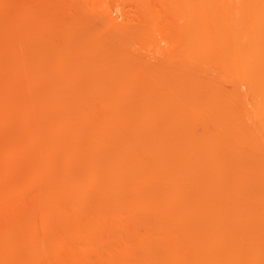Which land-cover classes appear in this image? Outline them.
<instances>
[{
  "label": "bare ground",
  "instance_id": "1",
  "mask_svg": "<svg viewBox=\"0 0 264 264\" xmlns=\"http://www.w3.org/2000/svg\"><path fill=\"white\" fill-rule=\"evenodd\" d=\"M130 1L137 13L126 21L120 10L121 24L104 14L99 25L85 29L76 16L78 32L71 31L78 34L61 32L66 38L59 46H49L54 29L45 24L61 3L50 5L53 19L47 9L50 17L44 9L32 12L25 1L0 4L10 9L0 19V35L18 34L14 41L10 33V60L1 65L2 118L17 116L19 137L26 121L34 120L44 143L36 145L38 138L36 146L28 144L36 141L33 127L25 149L19 139L16 148L7 143L0 153L2 175L11 172L6 160L20 156L26 145L27 153L39 157L21 173L19 190L12 186L4 194L51 179L33 207L26 205L28 212L21 207L30 218L20 216L21 222L28 219L29 235L15 232L18 218H11L16 228L0 233V264H42V243L56 231L51 224L62 231L74 219L78 227H67L65 238L60 232L48 246L55 254L75 240L77 245L53 263L84 264L95 255L94 264H264V0ZM163 14L176 19L170 35ZM30 32L36 47L40 42L47 49L42 52L38 43L42 54L34 48L35 64L24 53ZM153 54L162 59L159 65L147 59ZM12 81L22 82L23 91L14 103L6 94ZM15 167L14 175L22 164ZM62 190L67 194L60 199ZM21 222L22 233L28 226L22 230Z\"/></svg>",
  "mask_w": 264,
  "mask_h": 264
},
{
  "label": "rangeland",
  "instance_id": "2",
  "mask_svg": "<svg viewBox=\"0 0 264 264\" xmlns=\"http://www.w3.org/2000/svg\"><path fill=\"white\" fill-rule=\"evenodd\" d=\"M2 0H0V2H1ZM4 1V0H3ZM2 1V2H3ZM10 1V2H9ZM16 1H18V2H16ZM23 1H25V2H27L26 0H7V2H9V4H12V2L14 3V4H21ZM54 1H55V3L56 4H54ZM57 1V2H56ZM0 3V4H5V2H3V3ZM6 2V4H8ZM25 2H23V3H25ZM51 1H49V0H30V1H28L27 3L29 4V8L30 9H32V12H35V13H37V12H42V11H44V13L46 14V16H48L47 15V13L46 12H48L49 11V13L51 12V17L50 16H48V17H50L49 19H53L54 18V15L57 13L58 15V17H59V19L58 20H56V18H57V16L55 17V19H53L52 21H49V22H51V23H46L45 25H47L48 24V26H50V27H48L49 29L51 28V30L50 31H52L53 29L55 30V28L54 27H56L57 25H59V26H57V27H59V30H55L56 32H54V30L52 31L53 33L50 35V36H48L49 38L48 39H50L49 40V42H48V39H47V41H45V43H46V45H49L50 44V42H51V44L49 45V46H51V45H61L62 44V42H61V40H63L64 38H66L65 36H63V38H62V35L65 33V35L66 36H68V38H70V37H73V36H76L77 34L74 32V28H73V25L75 24L74 22L76 21V20H78L77 18H75L76 16L80 19V21H82L81 19H86L85 21L83 20L82 22H85L84 24L82 23L81 24V22L80 21H78L80 24H79V26H80V28H82V26H83V28H89V26H96V22H97V19H99V18H103V16H105L106 14H109L112 18H115V19H117L116 21L117 22H119L118 24H121V23H123V22H121V20L123 19V18H121V11H123V12H125V15L127 16L126 18H127V20L126 21H128V18H133V16H135L136 15V13H137V11H136V9H135V6H134V4H133V2H131L130 0H78V1H75V0H52V2H53V4H51L50 3ZM22 3V4H23ZM49 3V4H48ZM58 3H61V6H60V9H59V7H56V8H58L57 10L58 11H56V9H55V7H53L54 5L55 6H59V5H57ZM5 4V5H6ZM5 5H3V7L5 6ZM49 5V6H48ZM50 5H53V6H50ZM7 6V5H6ZM5 6V9H3L2 8V6L0 7V9H1V11H0V19H2V17H3V15H5V13H4V11L6 12L8 9H9V7H8V9H7V7ZM9 6V5H8ZM52 7L54 8V9H52ZM119 8V9H118ZM121 8H123V9H121ZM41 9H44V10H42L41 11ZM48 11H47V10ZM52 9V10H51ZM10 10V9H9ZM8 10V11H9ZM51 10V11H50ZM121 10V11H120ZM46 11V12H45ZM54 11H56V13L54 12ZM81 11V12H80ZM54 12V13H53ZM119 12V13H118ZM4 13V14H3ZM44 13H43V15H44ZM52 13H53V15H52ZM79 13H82V15H84L86 18H84V16L82 17V18H80L82 15L81 14H79ZM127 13V14H126ZM75 14V15H74ZM101 14H102V16H101ZM105 14V15H104ZM135 14V15H134ZM166 14V13H165ZM165 14H163L164 15V20H163V27L165 26L167 29H168V31H167V34L168 35H170V33L172 32V28H174L175 26H174V24L176 25V22H175V20H174V18L173 17H171L172 15H169V14H167V16L165 15ZM33 15H34V13H33ZM99 15V16H98ZM109 15H106V16H109ZM52 16H53V18H52ZM80 16V17H79ZM98 16V17H97ZM117 16V17H116ZM47 17V18H48ZM72 17V19H70ZM74 17V18H73ZM46 18V17H45ZM76 19V20H75ZM101 19L100 20H98L99 21V23H100V21H101ZM34 20V19H33ZM60 20V21H59ZM72 20L74 21V22H72ZM88 20V21H87ZM93 20V21H92ZM94 20H95V22H94ZM47 21V20H46ZM45 21V22H46ZM57 22L58 24H52V23H54V22ZM86 21H87V23L89 24L88 25V27H87V23H86ZM91 21V22H90ZM77 22V23H78ZM71 23H73V24H71ZM93 23H94V25H93ZM99 23L97 22V24L99 25ZM86 24V26L84 27V25ZM90 24H92V25H90ZM33 25V24H32ZM34 25H35V22H34ZM52 25H53V29H52ZM72 25V26H71ZM97 25V26H98ZM174 26V27H173ZM44 27L45 26H43V29H44ZM71 27H72V29H74V30H72L73 31V33H75L73 36H72V31H71ZM74 27H75V25H74ZM33 28V27H32ZM32 28H30L32 31L34 30V29H32ZM35 28V27H34ZM70 28V30H68ZM30 29H29V31H30ZM36 29V28H35ZM47 29V28H46ZM49 29H47V31H49ZM45 30V29H44ZM43 30V31H44ZM35 31V30H34ZM49 31V32H50ZM76 31V30H75ZM46 32V31H45ZM61 32L63 33V34H61ZM71 32V33H70ZM76 32H78V31H76ZM11 33V36H12V38H13V40H14V38H15V36H17L18 34L16 33V34H14L15 33V31H14V33L12 34V32H10ZM10 33H9V35H7V37L6 36H4L3 37V35H0L1 37V39H0V51H1V53H0V66L1 65H3L4 63H5V61L6 62H8V60H10V57H9V52H10V48H8L7 46H10L13 42H11V44H9L10 43V41L12 40V38H11V36H10ZM44 32H42V34H43ZM48 33V32H47ZM31 34H32V37H31ZM71 34V35H70ZM80 34V33H79ZM14 35V36H13ZM30 37H31V44L29 43V46L25 49L26 50V52H24V53H26V55L25 56H27V58L29 59V62H32V63H34L35 64V62L37 61V60H35V57H36V54L39 52V50L41 49H44L45 50V48H44V46H43V43H41L42 44V46H40L41 44H40V42H38L40 45V49L39 48H37L38 47V43H37V47H36V44H35V41H36V39H34L33 37H35L34 35H36L34 32H30ZM47 35V34H46ZM10 36V37H9ZM44 38V37H43ZM11 39V40H10ZM44 39H46V38H44ZM44 39H42L43 41H44ZM163 40V38H162V36H160V40ZM7 40V41H6ZM8 40H9V42H8ZM30 40V39H29ZM35 40V41H34ZM38 40V39H37ZM52 40V41H51ZM161 40V41H162ZM15 41V40H14ZM39 41V40H38ZM47 42L49 43V44H47ZM56 42V43H55ZM61 42V43H60ZM45 43H44V45H45ZM163 44L162 45H164V47H166V44L164 43V42H162ZM6 44H8V45H6ZM30 45H31V47H30ZM30 47V48H29ZM43 47V48H42ZM46 47V46H45ZM7 48V49H6ZM34 48H36L37 50H38V52L36 53V50L34 49ZM48 48V47H47ZM3 49H5V51L3 50ZM31 49V50H30ZM170 49V51L172 52L173 51V48L172 47H170L169 48ZM6 50L8 51L9 50V52H6ZM40 50V51H41ZM4 51V52H3ZM35 51V52H34ZM46 52H47V49L45 50ZM3 52V53H2ZM42 52H43V50H42ZM42 52H39V53H41L42 54ZM45 52V53H46ZM7 53V54H6ZM31 53V54H30ZM34 53H36L34 56H33V54ZM29 54V55H28ZM46 54H48V53H46ZM5 55V56H4ZM8 55V56H7ZM4 56V57H3ZM38 56H40V54H38ZM151 58H150V57ZM149 56H147V59L149 60V62L151 61V63L152 64H154V65H159V63H161L162 62V59H160L159 61H157L158 60V58H160L158 55H156V58H157V60H156V58H154L155 57V55L153 54V56L152 55H149ZM6 57H9V59H5ZM34 57V58H33ZM153 57V58H152ZM3 58V60L1 61V59ZM38 58H41V60H42V57L40 56V57H38ZM44 58V57H43ZM52 58V57H51ZM150 58V59H149ZM33 59V61H31ZM44 59H46V58H44ZM44 59H43V61H44ZM153 59H155V60H153ZM39 60V59H38ZM50 60V59H49ZM155 61H157V62H155ZM179 61V60H178ZM46 63H48V61H47V59H46V61H45ZM44 62V63H45ZM158 63V64H157ZM174 63L176 64L177 62H176V60L174 59ZM173 62H172V64H174ZM6 64V63H5ZM4 64V65H5ZM38 64V63H37ZM41 64H43L42 62H41ZM172 64H170V65H172ZM174 64V66L173 67H177V65H175ZM3 65V66H4ZM44 65V64H43ZM170 65H168V67L170 66ZM180 65V63L178 62V66ZM38 66H40V65H37V68H38ZM45 66V65H44ZM168 67H167V69H168ZM175 67V68H176ZM169 68H171V67H169ZM2 69H3V71H2ZM40 69H41V67H40ZM39 69V70H40ZM172 69V68H171ZM5 70H4V68H2V66L0 67V74H2L3 72H4ZM2 72V73H1ZM51 72V71H50ZM5 73V72H4ZM3 73V74H4ZM2 74V75H3ZM2 75H0V79L2 80ZM7 76V75H6ZM4 78V77H3ZM1 82V81H0ZM13 82V83H12ZM9 85H8V87L9 86H11V88L9 87H6V88H8V89H6V94H7V96H8V94H9V99L14 103V100L15 99H17V98H21V96H23V95H21V89H19V88H22V86H21V84L20 83H22V82H20V83H18V84H16L15 83V81H12ZM18 82V81H17ZM11 92H10V91ZM21 90V91H20ZM18 91H20L19 93H18ZM23 92V91H22ZM11 93V94H10ZM18 93V94H17ZM16 96H18V97H16ZM11 97V98H10ZM16 97V98H15ZM12 98H14V99H12ZM15 102H16V100H15ZM0 110H1V106H0ZM2 110H1V112H0V117L2 118L3 116H4V114H3V116H2ZM13 114H14V112H13ZM15 115V114H14ZM14 115H12V113H11V115L10 116H12V117H10V118H12L11 120H13V119H15L14 121H11L10 120V118L8 119V121H7V119H6V121H5V123H4V125H2L1 123H0V125L1 126H7V128H6V131H5V128L3 129H1V132H0V151L2 150V152H0V153H2L3 154V152H4V149H5V147L8 145L7 143H9V146H8V148H10V146L11 145H15V143H17L19 140H20V142H18V144L17 145H19L21 148H24L25 146V142L27 143L29 140L31 141V139H34V140H32V141H35V142H33V143H31V142H28V144H30V145H32V144H34V146H36V145H38V146H43V141L41 140V138H39V137H41L40 135H41V133H40V131H38V127H37V125H36V122L34 121V120H28V121H26V123L27 124H24V125H26L25 126V128H26V130H24L25 128H23L22 129V131H23V133H20V134H23V135H21V137L23 138V139H21V137H19L18 135H15V133L17 134L18 133V131H21L20 129H18L19 127H18V125H19V122L16 120V118H17V116L14 118ZM4 118V117H3ZM0 119L1 120V122H2V120H5V119ZM10 121H11V123H13V125L11 124V125H9L10 124ZM15 121H17V123H18V125H16L17 123H15ZM30 121V122H29ZM31 121H33V122H31ZM8 123V124H7ZM25 123V122H24ZM29 123H30V125H29ZM6 124V125H5ZM1 126H0V128H1ZM36 126V127H35ZM14 127V128H13ZM18 127V128H17ZM21 127V126H20ZM24 127V126H23ZM32 127H33V129L35 130H31L32 129ZM16 128V129H15ZM18 129V130H17ZM5 132H4V131ZM14 130V131H13ZM17 130V131H16ZM11 131V132H10ZM27 131V132H26ZM33 132V134L31 133V132ZM39 132V133H36V132ZM7 132V133H6ZM26 133V134H25ZM28 133H29V135H28ZM6 134H7V136H6ZM25 134V135H24ZM36 134H37V136H36ZM30 135H33L32 137L33 138H31V136ZM14 136H16V137H14ZM24 136V137H23ZM29 138H28V137ZM34 136H36V137H34ZM19 137V138H18ZM2 138V139H1ZM3 138H4V141L6 142V139L8 138L9 140H7V142L4 144L3 142ZM6 138V139H5ZM12 139V141H11V139ZM28 138V139H27ZM31 138V139H30ZM38 138L41 140V143L40 142H38V141H40V140H38ZM15 139V140H14ZM19 139V140H18ZM26 140V141H25ZM10 141V142H9ZM14 141H15V143H14ZM13 142V143H12ZM39 143V144H36V143ZM45 142V141H44ZM12 143V144H11ZM20 143V144H19ZM23 143V144H22ZM43 143V144H42ZM2 144H3V146H2ZM36 144V145H35ZM42 144V145H41ZM46 144V143H45ZM16 145V146H17ZM19 146H17V148L19 147ZM27 146H29V145H26V150H24V149H22V150H24L23 152H22V154H20L21 153V151H20V153H18L17 151V155L18 154H20V156L18 155H14V157H18V159H17V157L16 158H10V159H8V161L6 160V163L5 164H7L6 165V167H8V164H9V168H7V170H11V172L13 173L12 175H11V172H10V175H9V172L8 173H5L6 174V180L8 181V183L7 182H5L4 181V183H3V180H2V176H4V175H2V172H4L5 171V169H4V165H3V163L2 164H0V165H2V166H4V167H2V166H0V180H2V181H0V182H2L3 184H1L0 185V233L2 234V231L4 232L5 231V229L6 230H8V228L10 229V228H12V229H14V228H16V230H15V232L17 233L18 232V234H20L19 236H21L22 234L23 235H29V233L31 232V227L30 226H28L27 224H28V222H25L26 220L28 221V219H30L29 218V216L27 215L26 216V213H25V216L28 218V219H25L24 220V222H25V225L21 222V218H22V214H24L23 212H22V209H21V207H23L24 206V204H25V207H24V209L25 210H27L28 209V207L29 206H31L32 205V207H33V204L35 203V200H34V202H33V199H35L36 197H39V194L41 193V190H42V192L44 191L45 192V190L46 189H48L49 187H51V185L49 186V185H47L48 184V182L51 180H49V181H47L46 179H43V180H46V184L45 183H42V180H40L41 182L40 183H31V185L35 188L36 187V189H34L33 190V187L31 186V185H29L30 186V188L28 187V185L27 184H22V185H24V186H27L25 189H24V186H23V188H21L20 190H21V192H23V193H21V192H19V191H17V192H19V193H14V194H16V195H14L13 193V196H8V195H12L11 194V192H8L9 194H4L5 193V190L6 191H11V189H13L12 188V186L13 187H17V189L19 188L18 186H16L22 179H24V177L22 176V174L25 176V173H27V170L28 171H30V169H32L31 168V166L32 165H34L33 163L34 162H36L34 159H35V156H36V158L37 157H39V154L37 153L36 155L34 154V153H36V151H34V153L32 154V153H27V152H30L29 150H28V148H27ZM33 146V145H32ZM15 147V146H14ZM31 147V146H30ZM29 147V148H30ZM16 148V147H15ZM14 148V149H15ZM20 148V149H21ZM6 149H7V147H6ZM6 149H5V151H6ZM11 149H13V147L11 146ZM31 151H33V149L31 148ZM2 154H0V156L2 155ZM23 154H26V155H24V156H22ZM28 154V155H27ZM29 154H31L32 155V157H34V158H32ZM34 155V156H33ZM38 155V156H37ZM3 156V155H2ZM1 156V157H2ZM21 156H22V158H21ZM27 156V157H26ZM30 157V158H29ZM3 159V158H2ZM20 159H23V160H21L22 162L20 163V162H18V160L20 161ZM31 159V163L28 165V161ZM34 161H33V160ZM28 160V161H27ZM37 160V159H36ZM16 162V163H14V162ZM25 161H27L26 162V164L24 163V165H25V167H23V162H25ZM33 162V163H32ZM18 163H20V165L22 164V169H23V171H22V169L21 168H19L18 166H20V165H18ZM10 164H12V165H10ZM17 165L16 167L14 166V165ZM26 166H27V168H26ZM1 167H2V169H1ZM10 167H12V169L10 168ZM13 167H15L16 169H18L19 168V170H17V171H15V168H14V171H15V175L17 174V176H15L14 175V172L12 171L13 170ZM35 167V166H34ZM29 168V169H28ZM4 170V171H3ZM6 170V171H7ZM25 170H26V172H25ZM18 172H20L19 174H18ZM22 173V174H21ZM8 175V176H7ZM9 176H11V178L12 177H14V178H12V179H10L9 178ZM23 177V178H21V177ZM16 178V179H15ZM19 178H21V180H19ZM18 179V180H17ZM16 180V181H15ZM10 181V182H9ZM12 183H14V184H12ZM42 183V184H41ZM55 184L54 182H50V184ZM10 184V185H9ZM21 184V183H20ZM37 184H39V185H37ZM52 184V185H53ZM22 185H19V186H22ZM47 185V186H46ZM1 186H3V187H1ZM46 186V187H45ZM49 186V187H48ZM9 187H11V189L9 188ZM48 187V188H47ZM29 188V189H28ZM32 188V189H31ZM42 188V189H41ZM44 188H46V189H44ZM16 189V188H15ZM22 189H24V190H22ZM44 189V190H43ZM19 190V189H18ZM29 190V191H28ZM3 191V192H2ZM13 191H14V189H13ZM31 191V192H30ZM63 192V190L62 191H57V193H62ZM70 192V191H69ZM21 193V194H20ZM36 193H38V195L36 196ZM64 193H66V192H64ZM64 193H62L61 195L59 194L58 196H60V197H58V198H63V196H65L64 195ZM71 193V192H70ZM69 193V194H70ZM73 193V192H72ZM71 193V194H72ZM2 194L3 195H6V196H8V198L7 197H4V196H2ZM33 194H35V195H33ZM43 193H41L40 195H42ZM67 194V193H66ZM63 195V196H62ZM21 196V197H20ZM27 196H31L30 198H32V199H30V198H27ZM2 197H4V199L2 198ZM35 197V198H34ZM57 197H53V198H57ZM11 198H12V200H11ZM14 198V199H13ZM17 198V199H16ZM19 198V199H18ZM27 199V200H26ZM59 199V200H60ZM7 200V201H6ZM10 200V201H9ZM64 200L66 201V198H64ZM13 203H12V202ZM15 201V202H14ZM19 201V202H18ZM21 201H22V203H21ZM11 202V203H10ZM14 203H15V205H14ZM17 203V204H16ZM24 203V204H23ZM57 203V202H56ZM61 203L62 204H64V205H66L67 206V201H66V204H65V202L63 201L62 202V200H61ZM13 204V205H12ZM19 204V205H18ZM59 205H60V203H58ZM62 204L60 205V206H62ZM3 205V206H2ZM26 205H28V207L26 206ZM60 206H56V208H58L59 207V209L61 208V209H63V206L62 207H60ZM64 207V209H66L67 207ZM26 207H27V209H26ZM69 208V207H68ZM87 208V209H86ZM16 209H17V211H18V213H16L17 211H16ZM23 209V210H24ZM29 209H30V207H29ZM84 209H86L85 210V212L86 213H91L92 212V210H91V212H90V210L89 209H92V208H90V207H85ZM14 210V211H13ZM21 210V211H20ZM89 210V211H88ZM16 211V212H15ZM29 210H27L26 212H28ZM65 211V210H64ZM70 211V210H69ZM16 214H15V213ZM22 212V213H21ZM12 213V214H11ZM20 213H21V215H20ZM11 214V215H10ZM28 214V213H27ZM3 215H5V216H3ZM11 217H10V216ZM17 215V216H16ZM15 216V217H14ZM19 216V217H18ZM20 216H21V218H20ZM25 217V218H26ZM13 219V221L16 219L17 220V218H18V222L17 221H15V223H16V227H15V223H13L12 222V219ZM15 218V219H14ZM11 219V220H10ZM20 220V221H19ZM55 221H56V219H54ZM73 220V219H72ZM72 220H71V222H72ZM79 219H76V221L77 222H79L78 221ZM50 221H52V220H50ZM54 221V222H55ZM19 222H21L20 224H22V225H24V226H22V230L24 229L23 227H25V226H28V228L27 227H25V229L22 231V233H21V228H20V230H19ZM75 222V219H74V221L72 222L73 223V225H72V229H73V226H74V229H76L77 227H78V223H74ZM50 223V222H49ZM52 223V222H51ZM50 223V224H51ZM50 224L47 226L48 228L50 227ZM53 224V223H52ZM51 224V226L52 227H50L49 229H51V232L55 229L56 231L55 232H52V233H55L54 234V236H53V238L54 237H56L54 240H53V238L50 236L49 237V239L50 238H52V240H51V242H49V243H52V241H55V243L57 242V236H58V233H60L61 232V234H59V235H63V232L66 234L67 233V231H66V228L68 227H64L63 228V230L62 231H60L62 228L61 227H59V228H57V229H59V230H57L56 229V227L55 226H53ZM78 224V225H77ZM11 227H10V226ZM12 225H14V226H12ZM71 225L69 224V227H68V229L69 230H71L70 228H71ZM77 226V227H76ZM29 227H30V231H29ZM48 228H46V230L48 229ZM18 230V231H17ZM46 230H44L45 231V234H47L48 235V233H46ZM26 231H28V232H26ZM44 231H43V233H44ZM59 231V232H58ZM26 232V233H25ZM49 232H50V230H49ZM57 233V234H56ZM0 234V235H1ZM25 235V236H26ZM46 235V237H48ZM53 235V234H52ZM57 235V236H56ZM64 236H66V235H63V237ZM45 237V238H46ZM63 237H60L61 238V240L60 241H62V239H64ZM22 238V237H21ZM59 238V239H60ZM47 239V238H46ZM45 239V240H46ZM49 239H47L46 241H50ZM44 240V239H43ZM44 240V241H45ZM67 241H70L68 244L69 245H72V243H73V239L71 240H69V239H67ZM29 242V241H28ZM31 242V241H30ZM38 242H40L39 240L37 241V243ZM43 242V241H42ZM75 242H76V240H75ZM74 242V243H75ZM32 243V242H31ZM35 243V242H34ZM45 243V242H44ZM49 243H45L44 245H43V243H42V256H40V257H45V259H44V257H43V259H42V261H40L42 264H48V262H49V264L52 262V260H54V261H60V259H61V256L63 257V259H65L66 258V256H68V250H69V248H70V246L68 247V249L66 248V250H67V255H65L66 254V250L65 249H63V250H65V252H63L62 250H59L60 252L59 253H55V254H53L54 252H52V247L51 248H49V246L48 245H50ZM74 243H73V245L71 246V248L70 249H72L73 247V249H75V245H74ZM38 244H40V243H38ZM52 244H54V243H52ZM51 244V245H52ZM76 245H77V243H75ZM27 245H29V247H31V245H33V243L32 244H27ZM48 247H47V246ZM50 245V246H51ZM45 247V248H44ZM27 248V247H26ZM46 248H49L48 250H45ZM76 248H77V246H76ZM37 249H39V248H37ZM41 249V248H40ZM39 249V250H40ZM18 250V249H17ZM17 250L15 251V253H17L16 255L17 256H19V252H20V249H19V252H17ZM21 250H23V249H21ZM45 250V251H44ZM48 251V252H47ZM51 251V252H50ZM70 252V251H69ZM14 253V254H15ZM53 255H52V254ZM65 255V258H64V255ZM51 255H52V257H51ZM93 256H95V255H92V256H90V257H88L89 258V260L88 259H86V263L84 262V264H91L90 262H93L92 264H94L95 262H97V258L95 257H93ZM50 257V258H49ZM55 258V259H54ZM62 259V260H63ZM41 260V259H40ZM45 260H47V261H45ZM87 260H88V262H87ZM51 261V262H50ZM95 261V262H94ZM47 262V263H46ZM59 263V262H58ZM2 264V263H1ZM52 264H56V262L55 263H53L52 262ZM80 264H83V263H80Z\"/></svg>",
  "mask_w": 264,
  "mask_h": 264
}]
</instances>
